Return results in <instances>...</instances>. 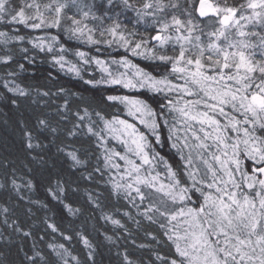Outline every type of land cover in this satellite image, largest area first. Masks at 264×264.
Listing matches in <instances>:
<instances>
[{
    "label": "snow or ice",
    "instance_id": "obj_1",
    "mask_svg": "<svg viewBox=\"0 0 264 264\" xmlns=\"http://www.w3.org/2000/svg\"><path fill=\"white\" fill-rule=\"evenodd\" d=\"M0 73V264H264V0H0Z\"/></svg>",
    "mask_w": 264,
    "mask_h": 264
},
{
    "label": "trees",
    "instance_id": "obj_2",
    "mask_svg": "<svg viewBox=\"0 0 264 264\" xmlns=\"http://www.w3.org/2000/svg\"><path fill=\"white\" fill-rule=\"evenodd\" d=\"M127 23V21H125ZM130 27L132 25H129ZM21 27V31H20V35H25L26 33H30L29 36H26V39H30L36 35H42L43 33H38V32H32L30 29H24L23 26ZM138 28L142 29V25H137ZM53 34H55L56 30H50ZM62 42H64V38L62 37ZM30 49H31V45L28 44L27 45ZM67 46L70 48H78L79 50H83V51H87L90 53V55L93 56H98L101 59H112V58H120V56L122 55V50H116V49H108L107 51H101V52H96L94 51L92 46H88V45H84L82 43H79L77 41H68L67 42ZM109 53H111V55L109 56ZM70 60H73V62H75L76 58L73 56H69ZM134 60H136V58H132ZM137 63H140L141 65H143V61H139L136 60ZM33 69H38V71H36V76L39 77V80L33 79L31 77H29L28 79V83H33V84H40V85H44V84H48L49 82L46 81L44 79L45 76H47V74L49 72H51L53 74L54 77L57 78L58 82L60 85H63L65 87L71 88L73 91H85V89L89 88L88 85H85L79 78L74 77L72 74L66 73L64 71H59L56 68H53L51 66V61H45L44 60V54H39L36 56V64L34 66H32ZM83 75H85V79H89L92 77H96L99 78V76L101 75L99 71H93V69L91 67H89L88 72L87 73H82ZM3 74L0 73V76H2ZM23 75V74H22ZM49 86H51L49 84ZM3 89L0 88V92H2ZM85 94L87 95L88 93L85 92ZM0 134H3L2 131V125H0ZM117 148L119 150V145H117ZM2 150V149H0ZM162 154L170 156V152L167 148L162 150ZM123 203V202H122ZM133 212V215H135V210L134 209H129ZM101 223H103L101 221ZM128 226L130 228L131 231V236L127 241H123V243H125L127 245V248L129 250V252L134 253L135 256L142 258L145 261V264H147L148 261V253H149V249H139L137 248L135 245H133L131 243L132 240L136 241V244H140V243H151L150 237H148L145 233L146 231H152V232H157L158 229L156 228L155 225H147V223L145 222V224L142 227H137L135 224H132L130 221L128 223ZM89 227L91 228V225H89ZM109 228H111V225H108ZM95 235V234H94ZM103 241V237H97V242H101V247H100V251L103 253L101 259L103 260V264H109V261H114L115 257L113 255V253L109 252L108 249L111 247V245L107 244L106 242H102ZM77 247H81L79 245H77ZM154 258V257H153Z\"/></svg>",
    "mask_w": 264,
    "mask_h": 264
}]
</instances>
